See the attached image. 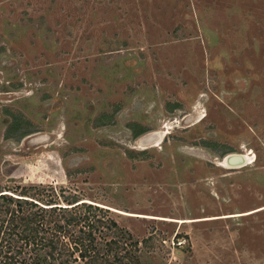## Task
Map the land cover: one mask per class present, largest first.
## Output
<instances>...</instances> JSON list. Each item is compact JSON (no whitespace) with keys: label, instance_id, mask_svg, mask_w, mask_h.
<instances>
[{"label":"rangeland","instance_id":"rangeland-1","mask_svg":"<svg viewBox=\"0 0 264 264\" xmlns=\"http://www.w3.org/2000/svg\"><path fill=\"white\" fill-rule=\"evenodd\" d=\"M38 186L131 264H264V1L0 0V189Z\"/></svg>","mask_w":264,"mask_h":264},{"label":"trees","instance_id":"trees-1","mask_svg":"<svg viewBox=\"0 0 264 264\" xmlns=\"http://www.w3.org/2000/svg\"><path fill=\"white\" fill-rule=\"evenodd\" d=\"M59 192L64 194V187L59 191L52 186L26 187L17 194L0 189V264H131L138 245H120L116 223L94 216L95 210L108 208L75 194L61 199L55 194ZM71 224L80 225L73 245L63 239ZM104 224L106 230L99 232ZM119 249L124 252L120 254Z\"/></svg>","mask_w":264,"mask_h":264},{"label":"bare ground","instance_id":"bare-ground-1","mask_svg":"<svg viewBox=\"0 0 264 264\" xmlns=\"http://www.w3.org/2000/svg\"><path fill=\"white\" fill-rule=\"evenodd\" d=\"M199 118L200 117L194 118L195 120L193 122H195L196 120H199ZM163 138H164L163 132H153V133L147 134L143 136L142 138H140L138 140V145L141 148L154 146L160 143L163 140ZM223 163L225 164V166L231 169H234V168L243 167V166L251 164L252 157L251 156L248 157L245 154H237V153L230 154V155L225 156V158L223 159ZM180 222H192V221L180 220Z\"/></svg>","mask_w":264,"mask_h":264},{"label":"water","instance_id":"water-1","mask_svg":"<svg viewBox=\"0 0 264 264\" xmlns=\"http://www.w3.org/2000/svg\"><path fill=\"white\" fill-rule=\"evenodd\" d=\"M225 157H223V159H224Z\"/></svg>","mask_w":264,"mask_h":264},{"label":"crops","instance_id":"crops-1","mask_svg":"<svg viewBox=\"0 0 264 264\" xmlns=\"http://www.w3.org/2000/svg\"><path fill=\"white\" fill-rule=\"evenodd\" d=\"M262 1H264V0H262Z\"/></svg>","mask_w":264,"mask_h":264}]
</instances>
